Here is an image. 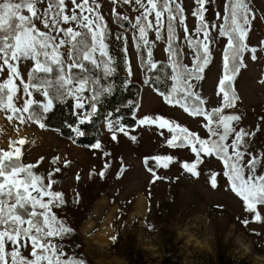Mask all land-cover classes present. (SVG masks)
<instances>
[{"label":"snow or ice","instance_id":"6c2138e0","mask_svg":"<svg viewBox=\"0 0 264 264\" xmlns=\"http://www.w3.org/2000/svg\"><path fill=\"white\" fill-rule=\"evenodd\" d=\"M110 3L111 15L123 30L119 34L110 29L101 0H0V109L9 113L6 118L18 120L22 125L35 122L43 128L41 121L54 111L57 102L71 98L78 116V125L72 131L76 137L86 135L81 126L97 115L101 95L112 92V86L103 83L116 71V61L110 53L111 39L122 43L129 80L133 76L130 37L138 67L145 73L143 82L151 85L152 76L160 80L156 73L162 72L163 78L171 83L165 91L155 89L158 95L190 116L202 117L207 135L202 137L163 115L146 114L137 120L138 125L167 129L171 134L165 139L168 148H190L194 159L181 162V166L193 176L200 175L198 166L204 159L215 157L222 161V175L230 190L241 199L254 222H264L261 211L264 153L251 151L249 141L255 132L235 126L240 116L225 111L236 106L234 81L246 66L245 55L257 59V47L248 43L257 19L251 0H223V11L216 9L212 21L207 13L215 0H192L190 11L184 0H110ZM121 5H135L138 14L130 17L121 10ZM189 16L194 19L192 28L188 26ZM121 22H126L130 31ZM220 40L224 44L216 92L219 105L209 108L197 82L205 78L215 44ZM158 42L165 45L166 63L154 59L153 49ZM259 47L264 51V41ZM24 61L32 62L26 80L20 70ZM36 94L41 99H36ZM107 127L113 141L120 134L136 140L119 119H109ZM26 142V138H21L13 141L9 150H0V264H87L83 257L66 251L64 241L74 229L58 215L66 200L61 191L54 190L53 176L61 168L57 166L44 175L35 171L37 164L23 163L22 148L15 145L23 146ZM91 146L102 150L99 140ZM103 155L107 157L110 153L104 151ZM175 159L170 154L144 159L153 183L161 177L148 166L149 160L155 162L157 169H167ZM58 161L59 157H55L52 164ZM63 163L67 166L69 161ZM109 166L106 164L105 169ZM104 174L99 173L101 177ZM220 175L209 173L212 188L218 186ZM242 223L247 226L249 220ZM111 239L114 241L116 237Z\"/></svg>","mask_w":264,"mask_h":264},{"label":"rangeland","instance_id":"374dc122","mask_svg":"<svg viewBox=\"0 0 264 264\" xmlns=\"http://www.w3.org/2000/svg\"><path fill=\"white\" fill-rule=\"evenodd\" d=\"M101 4L110 29L114 34L122 32L111 15L110 0H101ZM184 4L190 11L192 0H184ZM251 7L257 19L248 43L257 47V59L245 55L246 66L234 81L238 100L226 114L239 115L235 126L255 132L249 142L251 151L258 154L264 153V51L259 47L264 41V0H251ZM216 9L223 11V0H215L209 6V21L215 19ZM121 10L130 17L138 14L135 5H121ZM188 26H194L191 16ZM130 41L129 37L133 66L130 80L142 88L136 119L146 114L163 115L206 136L202 117H192L180 107L166 103L157 88L143 82ZM109 44L116 70L127 75L122 43L113 38ZM223 44V40L215 44L205 78L197 82L209 108L219 105L216 92L222 74ZM164 47L163 42L154 47L155 60L167 61ZM63 51L66 53L67 48ZM185 62L190 63V60L185 58ZM31 66V61L20 64L25 80ZM20 95L23 98L22 91ZM35 98L41 99L38 94ZM8 114L0 109V150H9L13 141L26 138L25 145H15L22 148L23 163L37 164L35 171L44 175L57 166L61 168L53 176L54 190L61 191L66 200L58 215L74 229L64 241L70 255L83 257L87 264H165V258H169L171 264H264V222H254L252 214L244 210L241 199L230 190L222 175L223 164L219 159H204L198 166L200 175L196 177L181 166V162L194 159L190 148L166 147L165 139L171 134L158 125L137 123L128 128L130 135L136 137L135 141L123 134L113 141L107 123H103L98 138L102 145L100 150L77 145L58 130L41 128L35 122L22 125L18 120L9 121ZM104 151L110 155L104 156ZM163 154L176 159L167 169H157L155 162L152 163L161 177L153 183L144 159ZM55 157H59V161L53 165ZM65 160L69 161L67 166H64ZM106 164L110 165L107 169ZM101 171L105 173L103 177L99 175ZM210 172L221 173L215 189L210 185ZM261 211L264 213V208ZM245 219L249 220L247 226L242 223ZM112 236L116 237L114 241Z\"/></svg>","mask_w":264,"mask_h":264},{"label":"trees","instance_id":"16d2710c","mask_svg":"<svg viewBox=\"0 0 264 264\" xmlns=\"http://www.w3.org/2000/svg\"><path fill=\"white\" fill-rule=\"evenodd\" d=\"M122 23H125V29L130 31L126 22ZM160 62L166 63V61ZM156 75H160L161 79L156 80L155 75H153V83L151 85L161 91H165L171 82L163 78L162 72L156 73ZM142 77L144 80L145 73L143 71ZM103 83L106 85L110 84L112 86V92L101 95L97 115L90 123L81 126L82 130L86 132V135L76 137L72 131V128L78 125V116L76 114L75 101L71 98L64 102H57L54 111L47 114L41 122L44 123L45 127L58 130L64 138L82 146H91L95 143L102 133V124L107 123L109 119H119L128 128L135 127L137 125L135 112L140 102L141 85L129 80L127 75L120 73L118 70L106 81H103ZM153 162L149 160L148 166L154 168L152 165ZM164 261L165 264H171L169 258H165Z\"/></svg>","mask_w":264,"mask_h":264}]
</instances>
